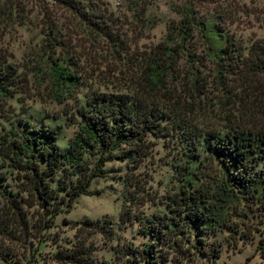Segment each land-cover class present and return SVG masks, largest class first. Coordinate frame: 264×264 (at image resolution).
Returning <instances> with one entry per match:
<instances>
[{
	"label": "trees",
	"instance_id": "trees-1",
	"mask_svg": "<svg viewBox=\"0 0 264 264\" xmlns=\"http://www.w3.org/2000/svg\"><path fill=\"white\" fill-rule=\"evenodd\" d=\"M53 1L74 13L94 34L121 42L110 12L99 1ZM223 1L179 0L169 4L177 18L167 25V38L182 42L198 33L221 86L226 87L223 75L240 84L238 98L247 116L244 122L227 119L223 133L208 131L201 136L184 126L185 130L177 133L185 150H192L193 139L201 144L203 156L190 153L199 175L181 177L183 182L166 197L163 211L145 216L131 211L130 204L140 191L132 168L146 155V136L159 134L167 118L171 126L181 128L172 121L168 107L155 99L105 92L85 96L74 108L75 130L64 147L58 146L52 126L19 119L21 127L10 125L0 135V255L6 254L1 244L12 236V227L17 225L20 230L26 226L28 208L37 213L40 229L48 227L53 216L78 195L94 193L90 182L108 171L104 164L112 159L121 161L123 167L118 221L136 220L137 232L143 237L137 244L115 247L112 264H189L195 260L215 264L222 240L242 242L249 239L252 230L258 232L257 249L264 253V33L245 46L237 43L223 24H232L237 12L249 16L253 11L238 0H226L227 6L220 4ZM257 15L264 26V6ZM44 35L48 54L53 55L48 66L51 89L54 94L71 90L76 84L72 62L51 27ZM162 49L170 50L166 46ZM169 63L154 56L148 59L141 70L146 88L162 87ZM13 82L10 68L0 56V96H10ZM243 218L261 223V228L246 224ZM82 224L102 236L112 233L108 218L84 219ZM53 254L64 264H95L82 238Z\"/></svg>",
	"mask_w": 264,
	"mask_h": 264
},
{
	"label": "rangeland",
	"instance_id": "rangeland-1",
	"mask_svg": "<svg viewBox=\"0 0 264 264\" xmlns=\"http://www.w3.org/2000/svg\"><path fill=\"white\" fill-rule=\"evenodd\" d=\"M97 1L110 12L120 43L94 34L74 13L53 0H0V56L14 78L10 96H0V135L10 125L21 127L19 119L34 124L44 122L56 130V142L64 147L75 130L74 108L85 96L105 92L155 99L168 107L174 117L172 121L181 128L171 126V119L167 118L159 134L146 136V155L132 168L140 191L130 209L144 216L161 212L165 209L166 197L183 182L181 177L191 178V173L199 175L195 157L190 153L204 154L195 139L192 150H185L177 133L182 132L183 126L201 136L208 131L223 133L229 124L227 119L244 122L247 116L241 111L243 106L238 98L241 86L227 75H223L226 87L221 86L198 33L182 42L167 38V25L177 18L169 4L179 0ZM238 2L246 4L253 15L237 12L234 22L224 23L223 29L245 46L250 39L264 33L261 20L256 19L264 2ZM220 4L227 6V1ZM47 27H51L61 42L76 76L71 90L56 94L51 89L48 72L53 55L48 54L45 46ZM163 46L170 50H163ZM153 56L170 62L162 87L155 90L146 88L141 72ZM104 168L108 171L90 182L89 189L94 193L78 195L67 208L53 216L48 227L40 229L37 213L28 208L26 226L20 230L17 225L12 227V236L1 244L6 254L0 255V264H64L56 261L53 253L78 238L84 239L90 248L95 264H102V260L112 264L115 247L141 242L143 237L137 232L136 220L118 221L122 205V162L112 159ZM10 182L14 184L13 180ZM103 218L110 219L111 235L102 236L82 224L84 219ZM242 220L256 229L261 228L259 222ZM258 236L254 230L242 242H226L218 236L222 242L215 264H264V253L257 249ZM189 264L204 263L195 260Z\"/></svg>",
	"mask_w": 264,
	"mask_h": 264
}]
</instances>
